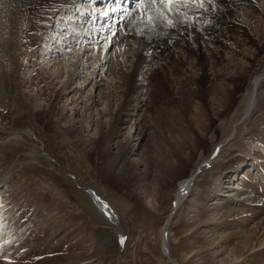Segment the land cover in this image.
Here are the masks:
<instances>
[{"label":"bare ground","instance_id":"obj_1","mask_svg":"<svg viewBox=\"0 0 264 264\" xmlns=\"http://www.w3.org/2000/svg\"><path fill=\"white\" fill-rule=\"evenodd\" d=\"M69 1L0 0V129L4 131L0 146L16 151L26 136L39 139L34 128H9L3 115L10 92L17 107L25 104L10 87L12 74H19L23 60L28 72L52 58L49 63L54 61L55 67L53 73L44 76L47 84L53 85L64 69L68 75L53 99V103L64 101L63 105L55 108L53 104L45 112L49 125L67 121L64 137L81 150L96 146L104 164L101 174L123 187L134 186L136 198L145 195L155 205L159 192L169 182H177L172 212L161 228L162 250L173 264L181 262L171 253L169 233L182 207L187 235L177 241V246L185 264H264V0H173L170 6L166 0H134L136 10L142 7L141 12L114 7L107 16L96 11L104 5L100 0H72L75 6ZM87 3L92 8H86ZM55 12L60 16L57 20ZM124 24L132 26V32L117 37ZM27 27L33 29L31 48H35L19 56L12 51L13 39ZM38 29L39 44L35 38ZM95 35L97 39L101 36V43L110 37L111 44L103 42L106 48L98 51L91 64L94 55L88 50L93 48L87 45L98 42ZM117 42L118 58H127L113 62L110 72L117 71L109 77L105 75L108 53ZM36 44L42 46L40 55L38 50L34 53ZM70 52L76 54L70 58ZM101 52L105 53L103 59ZM59 57L64 64L57 62ZM186 64L197 74L192 75L190 69L192 74L188 73ZM148 68L155 70L151 73ZM32 70L36 75L39 67ZM84 73L87 76L80 81ZM183 75L180 85L174 84L172 78ZM191 83L195 89L189 87ZM178 86L183 91L177 92V99L169 92ZM112 87L119 93L115 104L110 96ZM160 93L166 94L163 100L157 95ZM146 99L156 105L155 111L158 106L169 109L170 116L156 121L157 111H151ZM176 99L183 104L185 101L184 110L176 109ZM35 100L32 98L31 103ZM83 101L84 109L80 107ZM68 108L70 114L66 115ZM152 124L161 128L151 137ZM156 136L165 137L162 147ZM145 142L147 148L143 150ZM158 152H167L163 166ZM46 158L52 159L48 153ZM11 167L0 173V188ZM80 188L104 220L116 226L119 249L123 250L124 236L115 205L92 187ZM3 193L0 201L10 209L13 204ZM22 213L17 219L5 218L6 229L13 231L30 214ZM31 241L7 256L10 264H108L102 257L110 239H100L86 252L77 251L72 239L59 230L49 238ZM4 243L11 249L10 242ZM119 258V264H128Z\"/></svg>","mask_w":264,"mask_h":264},{"label":"rangeland","instance_id":"obj_2","mask_svg":"<svg viewBox=\"0 0 264 264\" xmlns=\"http://www.w3.org/2000/svg\"><path fill=\"white\" fill-rule=\"evenodd\" d=\"M56 14V12L53 14V17L56 16L54 17L55 20L60 17L59 14ZM106 28L109 29L110 27ZM131 28L132 26L128 25V27L126 29L124 28L122 31L119 29L118 31L120 32L117 34V37H124L126 33H131ZM39 30L40 29H38L35 38H37L38 33L40 32ZM32 32L33 29L31 30L28 27L26 29L22 28V30H19L16 36H14L12 51L15 54L20 53L19 56H21L23 53L35 48H31L33 45L31 43V39L34 35ZM100 40H102L101 36L98 39H94V41H98L95 43L100 44L102 49L98 48V45L93 43L87 45L90 46V48H93L88 50V54L91 56L94 55L91 61L89 60L91 64L95 62L96 58H98V51H102L104 47L106 48V43L103 42H108V44H111L109 40L105 39L102 43ZM39 43L40 39L37 38V44ZM37 44L34 53L38 50L39 52H37V54H41L42 46H37ZM119 44L120 43L117 42L114 46L112 45L113 47L110 49V53H108L109 62H107L108 71L106 70V76L108 75L111 77V75L114 73L113 71H117L112 69L113 73L110 72L111 66L115 60L117 62H121V60L122 62L126 61V56L123 59L120 57L121 60L118 58V49L120 47ZM78 48V45H76L74 48L76 53L78 52ZM69 49H71V47ZM80 49H82L80 52L83 51V48ZM76 53L70 52L69 57L72 58V56H74ZM101 53L100 56L103 59L105 57V53ZM181 53L183 55L184 51ZM114 54L116 56H114ZM59 58L60 59H58L57 62L61 61V64H64L65 60H61L63 57ZM50 59L52 58H47L44 63H40V59V64L30 68V71L28 72L26 68L29 66H24L23 60L19 74H12V79L14 81L10 83L11 90L12 92L17 93V96L21 98L22 102L25 103L24 105L17 107L19 104L16 102V99L11 97L13 96L11 92L6 98L7 108L5 109V115L3 116L5 117L4 122L8 123V127L13 129H23L25 127L34 128L38 132L39 139L26 136L25 139H22V143L19 144V148H17L16 151L12 149L9 151L8 149H3L0 146V173L3 171V168H8L9 166L11 167L13 164L9 174H5L8 177L6 179L7 181H5L6 183L4 184V187L2 183V188H0L2 189L0 190V193L4 192L3 194L8 195L9 203L13 204L10 209H7L4 208L5 205L0 201V236L2 235L4 237L5 233L7 234L5 236L6 238H0V263L10 264L7 256L13 254L14 251L18 252L21 249V246L25 245L29 239H32V244L33 239L37 240L36 242H38L40 239H42V237L49 238L50 234L54 233L56 230H59L60 232H63V235H66L69 240L72 239V245H74L77 248L76 250L79 252H86L87 250L93 249L100 242V239L102 241L110 239V242L108 243L110 246L105 249V255L102 257V260H106L108 264H119V257L121 256L128 264H173L171 259L167 258L163 253V244H161V228L169 217V213L172 212V208L175 203V193L178 188L177 182H169L168 186L159 192L157 197L158 202L155 203V205H152L150 200L145 195L138 196L136 198L132 194L134 186L128 184V186L123 187L119 185L118 182H114L111 179H105V177L101 174L100 171L104 164L102 163L101 153L96 146H89L88 148L81 150V148L73 143L71 139L68 140L67 137H64V133L68 131L67 128L69 123L67 124V121L63 120L61 123H59V125L54 127H52V123L49 125V122L51 121H49L45 116V112L49 110L53 104L55 108H59L60 105H63L64 101L57 102L54 100L55 102L53 103V99L56 97L57 92L62 89V84H64V81L67 79L66 77L68 75L67 70L64 69L62 71L64 74L59 75V77L55 79L54 84L49 86L47 81L44 80V76H49V73H53L54 71L55 65L52 66L54 61L49 63ZM163 61L166 62L165 60ZM89 66V69L91 70L92 65ZM187 66L188 64L185 65V68ZM38 67L39 71H35L36 75L34 72L31 74L33 71L32 69L36 70ZM187 68L186 70L188 73L190 72V74L195 71V69L191 68V66H188ZM152 69H150L151 73H153L155 70ZM189 69L194 71L191 70V73ZM23 70L26 72L25 76H28L26 80H24L25 76ZM171 73L170 76L172 77L173 74ZM194 74L197 73L194 72L192 75ZM31 75L33 76L32 78ZM83 75L85 76L81 77L80 81H82L87 76L86 73ZM184 76L185 75L180 77L181 79L179 76L177 78L173 77L172 80L175 82L174 84L180 85L179 82L184 80ZM173 82H171L172 85ZM102 83L103 82H101V84ZM192 85L194 87H192ZM189 87L195 89L196 86L194 83H191V86ZM175 88L173 87L172 91L170 90L169 93H171L173 98L176 97L178 99L179 93L177 94V92H179L181 87L178 86ZM111 91H113V93H111L110 96L111 99H114L113 104H115L118 100L117 98L119 97V93L115 92L114 87H112ZM182 91L183 90H180V92ZM34 95L37 97H34ZM84 95H86V92L83 93V96ZM157 95L159 99L163 97L161 98L163 100L166 94L160 93ZM32 98H35L36 102L31 103ZM177 99V102L175 101V103H177L176 109L179 108L184 110L182 106L185 105V101L183 104ZM149 100L150 99H146L145 103H147L151 111L154 112L156 105L150 104ZM19 103L21 105V102ZM83 103L84 101L82 104H80V107L83 105ZM84 105L82 109H84ZM104 106L106 105H102V107ZM164 106H166V104H164ZM175 106L169 107L173 108ZM21 109L23 110L21 111ZM113 109H116V105L113 107ZM156 111V121H161L163 118L170 116L171 113L169 109L165 110L162 106L156 107ZM65 113L66 115L70 114L69 108ZM103 120L104 122L108 121L107 118H104ZM163 125V122H161V126ZM152 127L153 130L151 137L154 135L157 129L161 128L158 124H152ZM3 132L4 131L0 129V135H2ZM164 138L165 137L156 136V142L158 143L159 147H162V141H164ZM146 143L148 142H145L144 146L142 145L143 150L147 148ZM247 145L250 146L251 144ZM47 153L53 160L46 158ZM166 153L167 152H158L159 159L161 160V166L166 163ZM33 158H37L35 159L36 161ZM142 169L143 165L140 167L141 175L144 173ZM189 170L190 172L193 171L192 168ZM73 175H75L78 179H76ZM207 175L208 173L206 176ZM150 180L151 179H149V181ZM80 185H87L96 189L106 201L115 205L118 215L120 216V230L124 236L125 246L124 249L121 250L122 252L119 249L120 246L118 245L116 238V226L111 225L104 220L99 212H97V209L93 203L90 202L87 196L83 194V189L80 188ZM1 208L3 210H1ZM29 208H31V211L27 212ZM22 211L24 214L30 213L27 215L28 218L21 219V222L15 226L13 231L6 229V224L8 221L4 222V219L7 217L11 220L17 219L19 215L21 216ZM183 212L184 207L179 209L176 215L174 214L175 218L171 225L172 231L169 233L172 251L171 253L181 262V264H185V260L183 256H181V249L178 248L177 241L180 240L182 236L187 235V228L184 224L186 214ZM1 217L3 218L1 219ZM17 233L19 235L16 236ZM4 242H10V244H7L11 249H8ZM67 246L69 245L67 244ZM118 252L120 254H118ZM97 264H99V262Z\"/></svg>","mask_w":264,"mask_h":264},{"label":"snow or ice","instance_id":"obj_3","mask_svg":"<svg viewBox=\"0 0 264 264\" xmlns=\"http://www.w3.org/2000/svg\"><path fill=\"white\" fill-rule=\"evenodd\" d=\"M161 2H165V0H161ZM166 3L170 6L173 3V0H166ZM171 23V21H169Z\"/></svg>","mask_w":264,"mask_h":264},{"label":"water","instance_id":"obj_4","mask_svg":"<svg viewBox=\"0 0 264 264\" xmlns=\"http://www.w3.org/2000/svg\"><path fill=\"white\" fill-rule=\"evenodd\" d=\"M174 215V214H173Z\"/></svg>","mask_w":264,"mask_h":264}]
</instances>
